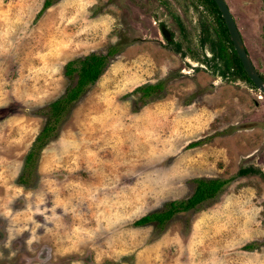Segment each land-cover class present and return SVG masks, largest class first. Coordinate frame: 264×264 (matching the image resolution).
<instances>
[{
	"label": "rangeland",
	"instance_id": "rangeland-1",
	"mask_svg": "<svg viewBox=\"0 0 264 264\" xmlns=\"http://www.w3.org/2000/svg\"><path fill=\"white\" fill-rule=\"evenodd\" d=\"M225 1L264 76V0ZM43 3L0 0V264H264V93L210 50L214 8ZM91 51L113 54L27 172L41 107ZM144 82L160 87L141 99ZM200 176L228 181L162 226L134 223Z\"/></svg>",
	"mask_w": 264,
	"mask_h": 264
},
{
	"label": "trees",
	"instance_id": "trees-1",
	"mask_svg": "<svg viewBox=\"0 0 264 264\" xmlns=\"http://www.w3.org/2000/svg\"><path fill=\"white\" fill-rule=\"evenodd\" d=\"M53 1L54 0H44L39 12L51 5ZM202 2L208 7L211 6L214 8L213 14L215 15L214 22L216 24L213 27L220 26L225 32L224 37H222L223 35L220 33H217L216 36H210L209 48L213 52V55L224 60L227 71L230 70L231 73H235L237 76L253 83L244 70L243 65L233 47L228 29L215 1L202 0ZM203 31L205 39L206 37H209V33H212L209 29ZM222 38L226 39L229 43V51L226 45L228 43H225ZM111 54H113L112 51H108L106 53H95L94 51H91L82 57L71 58L66 61L63 72L66 76H68L70 82L67 84L63 94L53 98L40 109V113L45 116L46 121L42 128L38 131L24 156V169L27 170V172L30 173L31 168L29 167L35 164L42 147L48 140L56 135L58 130L57 127L62 118L68 113L67 110L70 105L79 98L88 85L93 83L101 75L109 62V56ZM260 75L264 79V76L262 74ZM159 87V82H144L135 86L133 90L139 92V98L144 99V97L151 94V92ZM245 172V168L239 169V174H243ZM193 181L194 188L190 195L184 198L170 199L166 201L162 207L153 209L148 213L141 215L134 220V223L145 224L148 222H155L157 225L162 226L164 222L174 213L195 208L204 200L214 197L220 190H222L228 179L217 176H200L193 178ZM247 246L251 247L253 245L252 243H248Z\"/></svg>",
	"mask_w": 264,
	"mask_h": 264
},
{
	"label": "water",
	"instance_id": "water-1",
	"mask_svg": "<svg viewBox=\"0 0 264 264\" xmlns=\"http://www.w3.org/2000/svg\"><path fill=\"white\" fill-rule=\"evenodd\" d=\"M218 6L220 13L224 19L226 27L229 32L230 39L232 41L233 47L243 65L244 70L247 75L253 82V84L264 93V79L260 75L256 66L254 65L242 38V35L239 31V28L236 24L234 16L225 0H214Z\"/></svg>",
	"mask_w": 264,
	"mask_h": 264
}]
</instances>
